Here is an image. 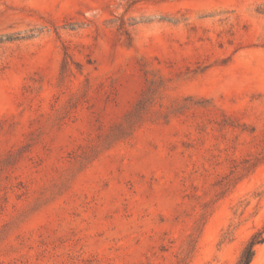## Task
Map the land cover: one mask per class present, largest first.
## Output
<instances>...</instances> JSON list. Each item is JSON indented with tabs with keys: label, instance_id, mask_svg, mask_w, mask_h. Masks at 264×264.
Masks as SVG:
<instances>
[{
	"label": "rangeland",
	"instance_id": "374dc122",
	"mask_svg": "<svg viewBox=\"0 0 264 264\" xmlns=\"http://www.w3.org/2000/svg\"><path fill=\"white\" fill-rule=\"evenodd\" d=\"M257 232L264 0H0V264H237Z\"/></svg>",
	"mask_w": 264,
	"mask_h": 264
},
{
	"label": "trees",
	"instance_id": "16d2710c",
	"mask_svg": "<svg viewBox=\"0 0 264 264\" xmlns=\"http://www.w3.org/2000/svg\"><path fill=\"white\" fill-rule=\"evenodd\" d=\"M264 242L262 232L255 233L245 246L237 264H250L255 256L256 245Z\"/></svg>",
	"mask_w": 264,
	"mask_h": 264
}]
</instances>
